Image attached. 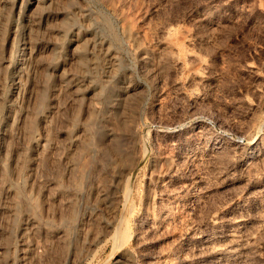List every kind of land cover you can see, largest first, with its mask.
<instances>
[{
	"label": "rangeland",
	"instance_id": "obj_1",
	"mask_svg": "<svg viewBox=\"0 0 264 264\" xmlns=\"http://www.w3.org/2000/svg\"><path fill=\"white\" fill-rule=\"evenodd\" d=\"M129 263L264 264V0H0V264Z\"/></svg>",
	"mask_w": 264,
	"mask_h": 264
},
{
	"label": "bare ground",
	"instance_id": "obj_2",
	"mask_svg": "<svg viewBox=\"0 0 264 264\" xmlns=\"http://www.w3.org/2000/svg\"><path fill=\"white\" fill-rule=\"evenodd\" d=\"M28 40V39H27ZM26 40V41H27ZM22 41H23V39H22ZM26 44H27V42H22V48L20 49V51H19V54H23V52H25L26 51ZM28 45H30V44H28ZM193 52V51H192ZM18 54V55H19ZM189 54V53H188ZM196 54V53H195ZM190 55V54H189ZM192 56V55H191ZM197 56H198V54H197ZM194 56V57H196L197 58V60H199V58L198 57H200V56ZM178 59V58H177ZM203 59L200 57V61H202ZM198 62V61H197ZM203 63V62H202ZM199 64V63H198ZM203 65V64H202ZM204 65H205V62H204ZM204 65H203V67H204ZM180 121V120H179ZM166 125V124H165ZM175 126H179V123H177V124H175ZM200 133H201V130H200ZM239 136V135H238ZM246 140V139H245ZM129 158V157H128ZM172 160V159H171ZM127 161V160H126ZM91 163V162H90ZM172 163V162H171ZM174 165V164H173ZM88 166V165H87ZM114 167V166H113ZM175 170V169H174ZM236 233V232H235ZM235 236V235H234ZM219 247V246H218ZM217 247V248H218ZM216 248V247H215ZM221 249V248H220ZM227 249V248H226ZM218 250V249H217ZM230 250V249H229ZM224 251V250H223ZM226 252V251H225ZM218 253L219 254H221V251L220 250H218ZM218 254V255H219ZM130 264V263H129ZM132 264V263H131Z\"/></svg>",
	"mask_w": 264,
	"mask_h": 264
}]
</instances>
